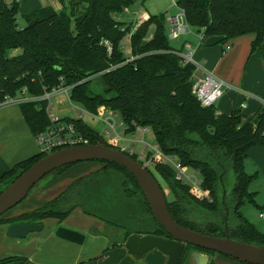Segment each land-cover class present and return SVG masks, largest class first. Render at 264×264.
Instances as JSON below:
<instances>
[{"label": "trees", "instance_id": "obj_1", "mask_svg": "<svg viewBox=\"0 0 264 264\" xmlns=\"http://www.w3.org/2000/svg\"><path fill=\"white\" fill-rule=\"evenodd\" d=\"M57 1L59 10L49 5L33 9L23 14L24 25L19 26L18 0H0V103L22 91L41 96L57 86L70 87L71 102L92 113L112 110L125 125V133L135 126L151 129L158 148L195 172L211 197V201L196 198L168 164L147 167L172 194V200L166 199L171 217L202 234L224 237L227 231L234 240L264 247V233L241 210L247 202L256 204L250 186L257 173H247L244 166L247 151L264 145V105L248 120L237 110L217 113L215 106L201 105L193 93L196 66L182 62L176 53L183 44L180 49L170 44L165 12L150 14L133 29V23L121 16L136 0ZM176 4L184 10L188 25L201 33V41L217 37L224 43L250 34L252 53L264 39V0H176ZM125 36L129 56L122 50ZM45 105L44 100L19 104L33 135L50 123ZM65 119L89 144L110 146L81 117ZM123 152L139 161L137 154ZM45 155H33L2 173L0 192ZM84 162L100 166L75 178L41 206L11 218L0 216V224L48 218L60 223L78 207L123 231L122 243L133 233L170 238L127 168L105 160ZM74 164L54 171L62 173ZM191 251L211 256L208 264H216L212 258L216 252L193 245L185 246L179 264L190 262Z\"/></svg>", "mask_w": 264, "mask_h": 264}, {"label": "crops", "instance_id": "obj_2", "mask_svg": "<svg viewBox=\"0 0 264 264\" xmlns=\"http://www.w3.org/2000/svg\"><path fill=\"white\" fill-rule=\"evenodd\" d=\"M60 8L61 4L57 1L54 9ZM167 11L168 7H165L163 12ZM131 12L134 18L138 14L137 10H129V13ZM199 34L201 33L195 31V33L184 35L181 40V44H189L194 50L193 59L196 66L194 75L200 77L205 73H211L224 82V92L215 104L217 113L229 114L237 110L246 120L250 119L256 110L264 105V48L258 47L259 49L250 53L253 39L250 34L224 43L218 42L217 37L201 41ZM189 36L194 40L191 41ZM227 44L229 48L225 47ZM17 52L18 50L13 51V53ZM59 95L53 96L55 102H59ZM57 116L75 118L59 114ZM38 153L39 146L35 135L29 129L19 103L11 100L0 103V175L11 170L18 162ZM99 166L95 162H79L62 173L53 171L45 175L37 182L38 184L36 183V186L34 185L35 187L33 186L34 188L32 187L33 189L31 188L32 190H29L23 200L6 211L1 218L15 217L43 205L58 195L75 178ZM244 167L249 174L257 173V181H264V145L253 146L247 151ZM77 209L80 208L77 207L74 210ZM93 221L95 222H88V224H71L59 223L54 218H48L40 221L43 225L40 231L28 233L22 238L9 236L7 228L11 223H1L0 261L7 258H10V261L0 264H79L86 259H91L92 255L100 253L109 238L112 240L111 249L117 247L118 252H123L122 256L126 258L122 250L124 248L127 252L122 243L123 235L115 236V232L110 229L105 230L107 226L100 219ZM61 224L82 233L85 236L84 241L92 236V240H97V244H93L94 249L89 251L88 246V248L80 246L78 243L58 237L55 232ZM259 230L264 233V230ZM114 242H117L116 245H113ZM81 247H83L82 251H80ZM150 252V256L147 257ZM212 258L216 264H244L220 253L214 254ZM145 261L147 264H166L167 255L155 248L144 255L140 264H146ZM190 263L193 264L191 261Z\"/></svg>", "mask_w": 264, "mask_h": 264}, {"label": "water", "instance_id": "obj_3", "mask_svg": "<svg viewBox=\"0 0 264 264\" xmlns=\"http://www.w3.org/2000/svg\"><path fill=\"white\" fill-rule=\"evenodd\" d=\"M105 160L124 166L140 185L151 209L160 225L170 238L152 234L133 233L126 237L124 246L128 254L138 263L152 249L167 255L166 264H179L186 245H193L232 257L246 264H264V247L230 238L210 236L188 229L178 224L170 215L165 194L148 169L140 161L133 160L124 152L102 144H84L55 150L19 174L0 192V216L23 200L29 190L45 175L61 166L91 161ZM40 222H13L7 228L12 237H25L28 233L40 231ZM56 235L60 238L81 244L84 235L76 230L59 226ZM124 239V233H122ZM193 264H208L209 256L197 251L189 253Z\"/></svg>", "mask_w": 264, "mask_h": 264}, {"label": "built area", "instance_id": "obj_4", "mask_svg": "<svg viewBox=\"0 0 264 264\" xmlns=\"http://www.w3.org/2000/svg\"><path fill=\"white\" fill-rule=\"evenodd\" d=\"M171 6L176 7L177 12L166 16L167 38L177 39L181 36L195 33L193 28L188 25L185 19L184 10L177 6L176 0H171ZM124 12H129V10L125 9ZM149 15L150 14L147 12L135 15L133 20V29H135L142 22L146 21L149 18ZM198 37L201 39V34H199ZM225 47L229 48L230 46L227 44ZM183 48L184 51H176V53L181 57L182 62H191L194 64V50L189 44H183ZM125 53L129 56V47L126 49ZM131 59L132 57L128 60ZM69 89L70 87L57 86L51 91L45 92L41 96H30L25 91H22L17 96L6 97L4 100H11L19 104L27 101H46L45 111L48 115L50 123L45 130L35 135V139L39 146V153L41 154H49L55 150L69 146L89 144L87 138L80 134L72 122L65 119V117L57 116L51 111L53 105L50 103V99L53 96L64 94L70 101ZM224 89V82L211 73H205L200 77H196L194 75L193 93L201 105L205 107L215 106L217 100L222 96ZM79 109L89 116L101 121L104 126L102 135L111 147L120 148V151L122 152L126 151L128 153H134L123 143L136 141L144 144L149 147V152L143 156V161L140 162L144 164L146 168L152 167L156 163L168 164L174 169L176 179L186 183L196 198L199 200L211 201V197L203 190L200 179L195 172L184 167L175 157L164 154L155 143L146 142L144 137L148 128L135 126V130L133 132L125 133V125L120 121L118 114L112 110L100 108L97 112L92 113L81 107ZM79 115L81 116V114ZM137 132L141 134V137L134 139ZM259 217L264 219V211L259 213Z\"/></svg>", "mask_w": 264, "mask_h": 264}, {"label": "rangeland", "instance_id": "obj_5", "mask_svg": "<svg viewBox=\"0 0 264 264\" xmlns=\"http://www.w3.org/2000/svg\"><path fill=\"white\" fill-rule=\"evenodd\" d=\"M18 4H19V6H18V10H17V15H16L17 16V22H18L19 26H23L24 25L23 14L28 13V12L32 11L33 9H36V8H39V7H42L45 5H49L53 8L54 7L56 8L57 1L56 0H18ZM165 7H168V11L166 12V14H175L177 12V8L174 6H171V0H145L143 3L141 2V0H136V4L131 6L129 8V10H135V11L137 10V12H138L137 15H139L140 13H143L145 11L147 13L153 15V14H159V13L163 12ZM133 15L134 14L132 12L131 13L125 12L121 16V20H124L126 23H128V22L133 23L134 22L133 21L134 20ZM166 31H167V25H166ZM189 37H190L191 41L194 40L193 38H191V36H189ZM182 39H183V36H181V38H177V39H169V42L174 48L180 49ZM229 44H230V42H229ZM128 47H129V38H128V36H125L123 41H122V50L124 52H126V49ZM259 48H264V39H263L262 43L260 44ZM253 82L256 83L255 81H253ZM58 98H59V102H55L54 97H52L50 99V103L53 105V108L51 110L53 113H55L56 115L59 114L61 116H72L75 118L78 117L79 114H81V118L83 119V121L88 126L94 128L95 130H97L101 134L103 133L104 126L101 123V121H99L98 119L93 118V117L89 116L88 114L80 111L79 108L82 106H79V104L69 101L64 94H60L58 96ZM140 137H141V134L139 132H137L136 136H134V139H137ZM128 138H130V137H128ZM144 138H145L146 142L154 143V135H153V132L151 129H148V131L145 133ZM128 143L130 145L127 143H123V144L124 145L127 144V147L132 152L137 154L139 161L142 162L143 156H145L149 152V147L145 146L144 144H142L140 142H136V141L135 142H132V141L129 142L128 141ZM153 174L155 175L156 180L159 183V185L162 187L163 192L166 196V199L168 201L172 200V194L166 188L163 180L159 176H157L156 173L153 172ZM37 184H35V186ZM230 184H232V177L229 180L228 187H230ZM250 190L255 192L254 200H255L256 204H252V203L247 202L241 208V210L249 221L253 222L259 229L264 230V219L259 217V213L261 211H264V181H261V180L253 181V183L250 186ZM77 210H79V211H77ZM77 210L71 211L69 213V215L64 220H62L60 223L64 222V223H71V224H75V223L76 224H88V222L90 223V222H95L93 220H96V219L98 220L97 217L88 215V214L84 213L81 209H77ZM60 226L65 227L62 224ZM109 229L112 232L116 231V229L111 228V226L105 227V230L109 231ZM101 234H104V232H101ZM91 237L92 236L87 238L84 242H82L79 245L84 246V247L88 246L89 251H92V249H94V245L97 244V240L94 241V240H92ZM111 248H112V240H110V238H109L107 243H106V246L100 251V253L95 254V256L92 255L91 259H86V260H84V262H79V264H138V262L136 263V261L130 255H128V253L126 252V250L124 248L122 250L124 251L126 258L122 256L123 252H121V253L118 252L117 247H114V249H111ZM82 249H83V247H81L80 251H82ZM150 254H151V252L148 253L147 257L150 256ZM87 260H89V261H87ZM145 263H146V261H145ZM184 264H191V263L186 262Z\"/></svg>", "mask_w": 264, "mask_h": 264}, {"label": "flooded vegetation", "instance_id": "obj_6", "mask_svg": "<svg viewBox=\"0 0 264 264\" xmlns=\"http://www.w3.org/2000/svg\"><path fill=\"white\" fill-rule=\"evenodd\" d=\"M112 228H114V227H112ZM114 229H116V228H114ZM122 233H123V231H121L120 229H116L115 236H117L118 234L121 235Z\"/></svg>", "mask_w": 264, "mask_h": 264}]
</instances>
